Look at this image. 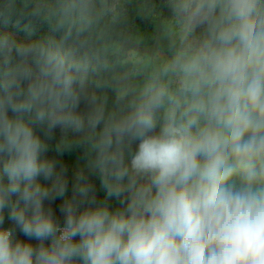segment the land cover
I'll use <instances>...</instances> for the list:
<instances>
[{
    "label": "clouds",
    "instance_id": "obj_1",
    "mask_svg": "<svg viewBox=\"0 0 264 264\" xmlns=\"http://www.w3.org/2000/svg\"><path fill=\"white\" fill-rule=\"evenodd\" d=\"M0 264H264V0H0Z\"/></svg>",
    "mask_w": 264,
    "mask_h": 264
},
{
    "label": "trees",
    "instance_id": "obj_2",
    "mask_svg": "<svg viewBox=\"0 0 264 264\" xmlns=\"http://www.w3.org/2000/svg\"><path fill=\"white\" fill-rule=\"evenodd\" d=\"M135 23H136V25L139 27V29L141 31L151 32L153 30V24H152L151 21H148V20H145L143 18L137 17L135 19ZM7 26H12V29L13 30L22 31L21 29L17 28V26L14 23H11L10 22ZM56 140H58V139H57V136L55 135L54 139L52 141H50V144H51L52 147L50 148V151L48 153L49 156H57V154L54 151V145H55ZM71 154L75 155L79 159H83L82 151L81 150L76 151V152H69V150H68V151H65L62 155H60V156L57 157L68 168L69 191L71 190V183H72L71 177L73 175V170H72V167L70 165V159H69ZM95 183L97 184V187H98V197L102 198L103 197V192L99 188V181L98 180H95ZM60 204H61V200L57 199L56 201L52 202V207H53L56 215L62 220V214L60 213ZM8 223L9 222L6 219L5 226H7ZM18 236H20V238H22V239L24 238L22 236V234H20V233H18Z\"/></svg>",
    "mask_w": 264,
    "mask_h": 264
},
{
    "label": "rangeland",
    "instance_id": "obj_3",
    "mask_svg": "<svg viewBox=\"0 0 264 264\" xmlns=\"http://www.w3.org/2000/svg\"><path fill=\"white\" fill-rule=\"evenodd\" d=\"M3 30H7V31H10V32H13L14 34H16L18 36V38H24V32L23 31H17V30H13L12 29V26H7L6 28H3ZM35 38V37H33ZM55 135L57 136V139L60 138L61 136V133L59 131V129L56 130V133ZM80 149L79 148H72L71 150H69V152H76V151H79ZM70 165L72 167V170H73V173L75 171V169L83 163V159H79L77 158L75 155L71 154L70 155ZM102 190V189H101ZM103 192V190H102ZM104 195V193H103Z\"/></svg>",
    "mask_w": 264,
    "mask_h": 264
}]
</instances>
